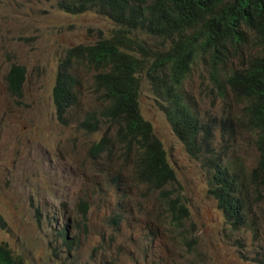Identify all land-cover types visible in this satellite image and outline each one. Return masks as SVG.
<instances>
[{
    "label": "rangeland",
    "instance_id": "374dc122",
    "mask_svg": "<svg viewBox=\"0 0 264 264\" xmlns=\"http://www.w3.org/2000/svg\"><path fill=\"white\" fill-rule=\"evenodd\" d=\"M61 1L0 0V212L8 221L0 227V242L24 264H264V187L255 186L251 219L240 227L209 192L211 157L239 161L248 171L257 166V134L248 125L244 102L228 87L221 89L211 66L197 59L182 92L212 132L193 155L157 106L147 72L141 74V111L178 179L168 188L190 212L182 227L175 226L159 193L137 177L131 158L89 155L93 142L114 131L104 124L87 132L79 125L89 111L102 107L94 68L76 64L79 99L67 123L58 120L52 93L67 49L118 29L94 10L68 13ZM142 42L150 52L171 46L148 34ZM137 53L145 56L139 48ZM13 63L26 68L20 97L8 89ZM62 226L72 244L60 235Z\"/></svg>",
    "mask_w": 264,
    "mask_h": 264
},
{
    "label": "trees",
    "instance_id": "16d2710c",
    "mask_svg": "<svg viewBox=\"0 0 264 264\" xmlns=\"http://www.w3.org/2000/svg\"><path fill=\"white\" fill-rule=\"evenodd\" d=\"M60 7L72 14L94 10L111 18L118 29L95 43L67 49L52 94L59 121L67 122L69 110L79 99L80 79L74 67L94 68L102 107L89 111L79 125L87 132L98 131L104 124L114 131L93 142L89 154L94 159L116 153L131 158L139 180L169 203L174 224L182 225L189 208L180 196L161 193L164 186L177 182V176L153 124L142 114L141 74L147 72L157 106L193 155L212 132L211 124L199 118L182 92L197 59L211 66L221 89L228 87L244 102L248 125L257 134V166L248 171L239 161L211 157L209 192L232 224L247 223L251 219L245 198L248 173L253 183L264 187V0H62ZM142 34L163 38L171 46L150 52ZM138 48L145 56L137 53ZM26 78L25 66L13 63L6 76L11 94L21 96ZM113 179L118 182L119 176ZM0 227H8L1 212ZM66 231L62 226L60 235L69 245L74 239L69 241ZM0 264H24V260L0 242Z\"/></svg>",
    "mask_w": 264,
    "mask_h": 264
},
{
    "label": "clouds",
    "instance_id": "9594fccd",
    "mask_svg": "<svg viewBox=\"0 0 264 264\" xmlns=\"http://www.w3.org/2000/svg\"><path fill=\"white\" fill-rule=\"evenodd\" d=\"M80 14V13H79ZM70 48V47H69ZM75 72V71H74ZM77 75V74H76ZM95 75V74H94ZM95 78V77H94ZM53 94V93H52ZM52 97H53V95H52ZM139 101H140V98H139ZM54 102V101H53ZM55 105V104H54ZM141 107V106H140ZM143 114V113H142ZM144 116V115H143ZM57 118H58V116H57ZM146 119V118H145ZM59 120V119H58ZM62 123V122H61ZM67 123V122H66ZM152 123V122H151ZM65 124V123H64ZM81 127V126H80ZM153 128H154V126H153ZM83 129V128H82ZM84 130V129H83ZM86 131V130H85ZM155 132V131H154ZM156 134V133H155ZM157 136V135H156ZM159 138V137H158ZM160 139V138H159ZM161 140V139H160ZM162 141V140H161ZM92 145V144H91ZM164 145V144H163ZM90 149V148H89ZM166 149V148H165ZM90 155V154H89ZM168 155V154H167ZM91 156V155H90ZM92 157V156H91ZM92 158H94V157H92ZM169 159V158H168ZM172 165V164H171ZM249 175H250V178H249V181H248V184H247V186H246V193H245V198L247 199V201H248V207L250 206V212H251V207H252V199H253V195L255 194V186H259L258 184L256 185V183H253L252 182V175L250 174V173H248ZM114 180V179H113ZM174 184H178V179H177V182H171L170 184H168V185H166V186H164V188H162L161 189V193L164 195V196H169L170 198H176V193H175V191L173 190V189H170V188H168V186H170V185H174ZM158 192V191H157ZM159 193V192H158ZM179 196V195H178ZM161 199V198H160ZM162 201L164 202V208L166 209V211H167V214H168V216H169V218H170V220H171V222L173 223V221H172V218H173V213L171 212V210H170V208H169V203L168 204H166V202H165V200L164 199H162ZM217 201V200H216ZM218 202V201H217ZM185 203V202H184ZM188 207V206H187ZM85 209H87V204L85 203ZM222 210V209H221ZM223 212V211H222ZM190 213V212H189ZM224 214V213H223ZM225 216V215H224ZM189 216H187L186 217V219L188 218ZM226 217V216H225ZM185 219V220H186ZM184 220V221H185ZM184 221H183V223H184ZM249 222V221H248ZM247 222V223H248ZM183 223H182V225H178V224H174L175 226H177V227H182L183 226ZM246 222H244V223H239V224H233L235 227H240V226H245L246 224H247ZM63 227H65V226H63ZM66 228V227H65ZM61 229V228H60ZM67 229V228H66ZM67 232V231H66ZM188 244H189V242H188Z\"/></svg>",
    "mask_w": 264,
    "mask_h": 264
}]
</instances>
